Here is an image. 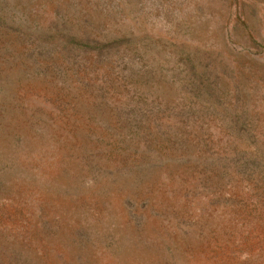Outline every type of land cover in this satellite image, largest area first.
Masks as SVG:
<instances>
[{"label":"rangeland","instance_id":"obj_1","mask_svg":"<svg viewBox=\"0 0 264 264\" xmlns=\"http://www.w3.org/2000/svg\"><path fill=\"white\" fill-rule=\"evenodd\" d=\"M0 264H264V0H0Z\"/></svg>","mask_w":264,"mask_h":264}]
</instances>
